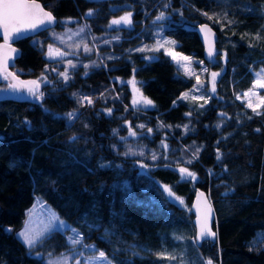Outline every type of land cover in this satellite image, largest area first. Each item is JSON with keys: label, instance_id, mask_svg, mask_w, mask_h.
I'll use <instances>...</instances> for the list:
<instances>
[{"label": "trees", "instance_id": "16d2710c", "mask_svg": "<svg viewBox=\"0 0 264 264\" xmlns=\"http://www.w3.org/2000/svg\"><path fill=\"white\" fill-rule=\"evenodd\" d=\"M39 1L57 17L56 28H63L62 21L69 18L85 21L98 37L100 45L95 42V46L104 56H97L98 64L88 70L82 65L72 69L65 83L58 76L59 69H69L45 57L46 46L56 44L48 31L16 42L22 53L12 70L19 80H38L49 74L51 83L40 85L42 101L30 98L26 88L0 101L1 233L20 248L16 232L34 204L42 201L83 233L85 243L114 256L113 264H207L208 260L212 264H264V106L257 115L237 99L253 86L255 72L264 68V0ZM89 9L93 16L85 15ZM129 11L131 27H108L112 19ZM161 11L167 18L155 21ZM204 23L217 34L219 54L214 63L203 60L197 27ZM158 25L178 42L180 52L215 71L224 68L217 97L205 108L192 109L178 102L195 82L178 75L165 53L147 60L143 53L129 52L143 41L154 40ZM117 79L138 81L152 107H133L129 87ZM9 82L3 80L0 89H9ZM82 96L93 103L84 101L81 106ZM74 110L76 118L70 122L66 114ZM189 112L190 116L185 115ZM25 120L31 122V129ZM138 120L153 127L156 134L152 138L142 135L136 141L129 138V125L140 130ZM163 132L169 142L168 159L152 162L140 155H123L141 148L148 154ZM74 136L78 139L72 142ZM196 148H200L199 156L193 159ZM217 149L222 153L220 161ZM188 160L193 162L187 164ZM141 161L148 164V172L141 171ZM179 167H187L197 178L181 179ZM165 185L189 208L170 200ZM198 190L206 192L214 207L216 237L194 246L197 232L191 205ZM89 224L102 227L90 231ZM105 228L114 232L110 242L102 238ZM71 235L56 230L33 251H70ZM22 247L29 252L27 246ZM131 249L139 256H133ZM158 253L177 259L169 261ZM0 264H13L8 252Z\"/></svg>", "mask_w": 264, "mask_h": 264}, {"label": "snow or ice", "instance_id": "6c2138e0", "mask_svg": "<svg viewBox=\"0 0 264 264\" xmlns=\"http://www.w3.org/2000/svg\"><path fill=\"white\" fill-rule=\"evenodd\" d=\"M165 8L169 7L168 4L164 5ZM252 9L249 8V11ZM204 16H207L208 19H213L212 16H209L207 12H202L201 13ZM87 16H93L94 11L92 9H89V11L85 14ZM181 15L183 13L181 12ZM165 13L163 11L160 12L158 16H156V20H162L165 19ZM225 19H227V13H225ZM71 18H69V21ZM232 21H229L231 23ZM56 23V18L53 16L51 11H46L44 6H42L40 3L37 2V0H0V29H2V39L3 43L0 44V74L3 75V79L5 81H9L11 78V82L8 83V88L11 89L12 91H19L21 88H26L28 91V94L32 97H34L35 100L42 101L44 98V93L39 91L41 82H44L45 84H50L51 81L48 80L46 76H43L41 80H31V81H21L19 80L18 76L15 73L8 72V64L9 60L11 58V55L14 53L17 56L20 54L16 48L12 47V43L19 42L20 40L27 38L29 33H35L37 32L41 27L47 29L49 26L53 25ZM133 23L132 21V12H126L125 15L120 16L118 19H113L111 20L110 24L108 25L109 28H112L113 26H120L121 24L125 26H131ZM201 32H203L205 42L208 44V57L210 60H214L215 55V49L212 44V41L210 40V34H211V29L207 25L201 26ZM83 31V29H81ZM259 38V36H257ZM114 39H118V37H115ZM34 43H38L37 41H33ZM105 43H109V41H105ZM164 44H173L175 45V41H164ZM164 47L163 44H160L157 42V46L155 51H159L160 48ZM147 46L145 48H138L136 51H145ZM85 51H91L87 46H85ZM167 55L171 56L173 60H176L177 57L179 56L181 59L185 61H190L191 58L187 56H181L179 53L175 51H170L165 49ZM53 48L51 45L48 47V56L51 58L53 56ZM56 55H67V53H60L58 49L55 50ZM110 59L112 57H109ZM146 59H153V57H148ZM202 63V62H201ZM69 66L72 69L76 68L75 64H72L71 61H68ZM93 65H95V62H93ZM85 68H88L89 65H84ZM53 71H56L53 69ZM136 69H133V72H135ZM204 71H207L205 68ZM87 75V73H85ZM220 75L218 72H212L211 73V78H212V89L211 91L213 93L216 92V78ZM58 76L63 77V82L67 83L70 79L71 76L68 73V70L65 69L63 72H59ZM255 76L257 79L255 80V83L253 87H259V88H264V68H261L259 71L255 72ZM128 83L133 84L135 88V80L128 81ZM197 85H201V82L199 78H197ZM136 92H139V89H135ZM252 95H255V93H251ZM75 96L76 94L73 93ZM189 93H184L182 98H187ZM245 96H249L250 93H244ZM194 100L195 99H204L203 96L201 97H192ZM240 97L238 96L237 99ZM208 99H211L209 97ZM141 100L143 101L145 106L148 105H153V102L148 99L147 97H143L141 94V99H136L135 97L133 98L132 104L133 107L137 106L138 104L141 103ZM87 101L88 105H91L93 103L92 99L87 97V96H82L79 98L78 102L81 103V106L83 105V102ZM208 100H205L204 103H207ZM175 103V102H174ZM264 105V96L260 97V104L253 105L251 100L247 103V107L251 108L254 113L259 115L260 113L257 111V109L261 106ZM200 107H203V105H200ZM109 115L111 114V109L107 110ZM54 115V114H53ZM185 115H191V112L185 113ZM225 115V114H221ZM67 119L71 122L76 118V112L75 110L73 112H69L66 114ZM252 117H249L251 119ZM25 126H27L29 129H31V122L28 120H25L23 122ZM164 126V125H161ZM138 128L144 129L146 126L144 124H140L137 126ZM167 127H171V125H167ZM179 127V126H178ZM185 130H188V125H184ZM153 130L151 128H147V132L151 133ZM259 131V129H257ZM115 133V130H114ZM128 133L129 136L135 137L137 136V132L132 128L131 125H129L128 128ZM72 142H75L78 138L77 137H72L70 138ZM121 140H124V137L120 138ZM219 143V141H217ZM162 147L164 149L168 148V145L164 143L163 141L161 142ZM200 152V148H196L195 152L193 153V159H198ZM123 155L129 156V155H140L143 156L144 152H133L131 150L124 152ZM163 159H168L167 156H163ZM152 160H157L158 157L155 153L151 156ZM217 161H220L222 159V153L220 152L219 149H217V156H216ZM193 161L188 160L186 163L191 164ZM100 166L102 167H109V164H101ZM141 168H146L148 165H145L141 163ZM165 167H168V165H165ZM178 171L180 173L181 179H188L190 178L191 180H195L196 174L192 171H190L187 167H179ZM210 174L211 171H210ZM164 191L169 194L170 197L174 196L175 194L172 192L171 187L165 185L164 186ZM227 195V193H225ZM200 197H203V193L200 194ZM175 200L179 201L181 205H183L184 201L176 196ZM204 206L201 207V203L198 201L196 207V213H197V219H196V225L198 227V232L196 233L195 237L192 238V244L195 246L198 243H202L204 240H206L208 237H216V233L212 231L211 226H210V213H211V208L207 204L206 200L203 202ZM54 219L58 222L57 227L60 229H63L65 232H71L72 235L68 237V247L72 250L68 255L61 254V256L56 260H49L47 264H70V262L74 261V264H113L114 256L109 257L108 254L104 250H99L96 249V246L93 244H88L85 243V235L78 231L75 228H71L68 226L64 221H60L58 217H54ZM90 231H99V228L102 226H97L96 224H89L87 225ZM7 232H11L12 229L6 228L4 229ZM42 234H32L31 230L25 226L24 230L20 231L17 233L18 238L22 240V242L27 246L29 252H33V250L36 248L37 243H42V240L38 239V236ZM114 235V232L110 231L109 229L105 228L103 231V236L102 238L110 242V237ZM79 248L80 251L76 252L75 250ZM90 249L92 250V253L90 255H85L84 250ZM132 255L133 256H139V253L135 251L134 249H131ZM36 257L42 258V254L40 252H35L34 253ZM51 256V253H49ZM158 256L163 259H167L169 261L176 260L177 257L176 255H170V256H165L164 253H158ZM82 257L83 259L79 258ZM180 264H184V261H180ZM207 264H212L211 260L207 261Z\"/></svg>", "mask_w": 264, "mask_h": 264}, {"label": "rangeland", "instance_id": "374dc122", "mask_svg": "<svg viewBox=\"0 0 264 264\" xmlns=\"http://www.w3.org/2000/svg\"><path fill=\"white\" fill-rule=\"evenodd\" d=\"M125 14H126V12L120 16H123ZM120 16H118L114 19H118ZM165 17L167 18L166 15H165ZM162 20H164V19H162ZM162 20H155V21H162ZM62 22L64 23L63 28L54 27V28H51L48 30V35L55 41L56 44L55 45L54 44H48L46 46V53H45L46 59L49 61L50 60L51 61L52 60L53 61H56V60L61 61L62 64L69 69V72H68L69 75H71L70 71L72 70V68L69 66L68 61H71L72 64L76 65V67L81 66V65L83 67H84V65L96 66L98 64L97 56H99L101 54L104 56V53L101 51V49L99 47L96 48V46H95V42L97 43L98 37H96V35H94L90 32V30L87 26V23L85 21H82V22L78 21L77 22L74 19H71L70 21H69V19H65ZM73 22H76V24L71 25V23H73ZM131 26H125V25L121 24L120 26H113L112 28L131 27ZM81 29H83V31H81ZM154 36H155L154 40L143 41L139 45L130 49L129 52L143 53L145 58L153 57V59H155V58H157V55L160 52H163L167 55V53L165 51V49H167L170 51H175V52L179 53L181 56L190 57L191 58L190 61H185V60L181 59L179 56L177 57L176 60H173L171 56L167 55L170 58V60L177 67L178 75L182 74V75H185L187 77H190V78L194 79V82H195L194 86L191 89H188V90L182 92V94L179 97L178 102H185L192 109L205 108V106L207 104H209L211 101V99H208L209 97H211V98H213L215 96L217 97V82H218L221 74L224 72V68L221 71H215L212 68H210L209 65L205 64L204 61H201L199 59L194 58L191 55L180 52L178 50V42L173 37L166 35L162 26H159V25L157 26V28L154 31ZM164 41H175V45L164 44ZM157 42H159L160 44H163L164 47L160 48L159 51L152 50V49L156 48ZM97 44L100 45V43H97ZM49 45H51L53 50H54L53 56L51 58H49V56H48ZM85 46H87L89 49H91V51L86 52ZM101 46H102V44H101ZM145 46H147L145 51H142V52L136 51V49L145 48ZM56 49H58L60 51V53H67V55H56L55 54ZM153 59H151V60H153ZM147 60H149V59H147ZM221 60L223 62H225V60H226L225 54H223V53L221 55ZM93 62H95V65H93ZM205 68L207 69V71H204ZM85 69L88 70V68H85ZM55 70L56 71H53V69H52V72H54V73L57 72V69H55ZM63 71H65V69L64 70L59 69V72H63ZM212 72L220 73V75L216 78V92L215 93H213L211 91V89H212L211 73ZM48 75L47 76L44 75V76H46L49 80ZM42 77L43 76L38 77V80H41ZM197 78H199L202 87L200 85H197ZM61 79H63V77ZM256 79H257V77L255 76V80ZM117 80L119 81L120 84H122V85L127 84V86L129 87V89L131 91V103H132L134 97L136 99H141L142 93L139 89L138 81L135 80V88H134L133 84L128 83V81H123L121 79H117ZM131 80H133V79H130L129 81H131ZM41 84H45V83L41 82ZM135 89H139V92H136ZM263 90H264V88H259L258 86L254 88L252 86L249 90L244 92V93H250V95L245 96L243 93V95L240 98H241V100H243L246 103V105L249 102V100H251V102L255 106L257 104H260V97L264 96L261 94V91H263ZM186 92L189 93L188 97L182 98L183 94ZM251 93H255V95H252ZM28 96L30 98H32V96H30L29 94H28ZM201 96H203L204 99H195L194 100L192 98V97H201ZM205 100H208V102L204 103ZM176 104H177V102H176ZM200 105H203V107H200ZM132 106H133V104H132ZM263 106L264 105H261L257 109V111L259 112V110ZM135 107L148 110L152 107V105L145 106L143 101L141 100V103ZM140 124H144L146 127L144 129L136 127L138 129H140L138 131L136 129H134L137 132V136L132 137V136L128 135L129 138L136 141L142 135H146L149 138H152L154 136V133L156 134V132L154 131V128L147 126L145 121H142V120L136 121L137 126ZM147 128H151L153 131L151 133H148ZM166 137H167V134L163 132L162 133V139L158 143H156V146L149 148L148 154L144 153V155L142 157L148 158L152 162H156V161L162 159L163 156H167V154L169 152V142L167 141ZM162 141L168 145L167 149H164L162 147V144H161ZM135 150L137 153L144 152V150L142 148L141 149H135ZM153 153H155L157 155V157H158L157 160L151 159V156L153 155ZM141 163L148 165L146 162L141 161L139 166L141 165ZM140 168H141V166H140ZM148 169H149L148 167L141 168V171L148 172ZM166 194L170 200L174 201L179 206L189 208V206L186 205L185 200L183 198H181V199L184 201V203H183V205H181L179 203V201L175 200L176 195L170 197L167 192H166ZM54 217H58L60 221H64L68 226L73 228L67 221L61 219L46 203H44L42 201L36 202L34 204V206L30 209L25 223L16 232L17 241L22 246H26L22 242V240L20 238H18L17 233L24 230L25 226L27 225V227L31 230L32 234H34V235L42 234V235L38 236V239L42 240V243H37V245L43 244L45 242V240L54 231L63 230V229H60L56 226L58 222L54 219ZM22 246H20V248H15L13 240L4 236L0 231V258L2 255H4L5 252H8L9 258L13 262V264H21V261L22 262L24 261L27 264H47V262L50 259L53 261H56L62 254V253L61 254H51V256H50L49 254H44V251L42 250V251H40V253L42 254V258L38 259L36 257V255L34 254L36 251H33L31 253L25 252L24 248ZM71 251L72 250L67 251V252H63V254L68 255ZM75 251L79 252L80 249L77 248ZM86 251L87 250H84V254L86 253ZM91 253H92V250H90V254ZM79 258L83 259L82 257H79ZM70 264H74V261L70 262Z\"/></svg>", "mask_w": 264, "mask_h": 264}, {"label": "water", "instance_id": "95a60500", "mask_svg": "<svg viewBox=\"0 0 264 264\" xmlns=\"http://www.w3.org/2000/svg\"><path fill=\"white\" fill-rule=\"evenodd\" d=\"M37 2L40 3L42 6H44L39 0H37ZM45 10L46 11H50L47 8H45ZM53 16L56 18V23L55 24L49 26L47 29L41 27L37 32H35V33H29L28 34V37L35 36V35H37L38 33L42 32V31H48L49 29L56 27V25L58 23V19H57V17L54 14H53ZM203 25H207L211 29L210 40L212 41V44L214 46L215 53H217V55H215L214 60H210L209 57H208V44L205 42V39H204V35L205 34L203 32H201V30H200L201 29V26H203ZM197 34H198L199 39H200V41L202 43V46H203V60L206 63H213V62H215L216 59H217V57H218V54H219L218 48H217V34H216V31L213 29V27H211V25L205 23V24H201V25L198 26V28H197ZM2 43H3V39H2V29H0V44H2ZM12 47L13 48H16L20 54L18 56L16 54H14V53L11 55V58H10L9 64H8V72H11V73H13L12 72V68L15 66L17 59L20 58L21 53H22L21 52V49L16 45V42L15 43H12ZM3 80H4L3 79V75L0 74V83ZM21 90H22V88H21ZM13 92L14 91H12L11 89H6V88L5 89H0V101L11 99L14 96ZM201 193H203V197L202 198L200 197V194ZM205 200H206L207 204L211 208V213H210V226H211L212 231L214 232V230H213V224H214V222L216 220V213H215L214 207L212 205V202H211L209 196L203 190H198L196 192V194L194 196V199H193V202H192V205H191L192 212L194 213L193 223H194V225L196 227V232H198V227L196 225L197 213H196V207L195 206L197 205V203L199 201L201 203V207H203L204 206V203L203 202ZM207 239H215V238L208 237Z\"/></svg>", "mask_w": 264, "mask_h": 264}, {"label": "crops", "instance_id": "0c3cea01", "mask_svg": "<svg viewBox=\"0 0 264 264\" xmlns=\"http://www.w3.org/2000/svg\"><path fill=\"white\" fill-rule=\"evenodd\" d=\"M87 251H86V253H85V255H90V249H86Z\"/></svg>", "mask_w": 264, "mask_h": 264}, {"label": "bare ground", "instance_id": "6f19581e", "mask_svg": "<svg viewBox=\"0 0 264 264\" xmlns=\"http://www.w3.org/2000/svg\"><path fill=\"white\" fill-rule=\"evenodd\" d=\"M42 3V2H41ZM43 4V3H42ZM45 7V6H44ZM46 8V7H45ZM49 10V9H48ZM205 24V23H204ZM206 24H208V23H206ZM210 25V24H209ZM212 27V26H211ZM198 28V27H197ZM12 72H13V70H12ZM14 73V72H13Z\"/></svg>", "mask_w": 264, "mask_h": 264}]
</instances>
